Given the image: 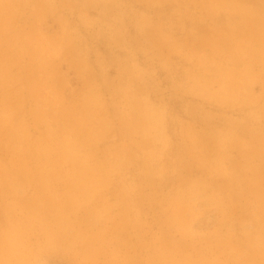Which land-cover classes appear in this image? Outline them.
<instances>
[{"label": "rangeland", "instance_id": "obj_1", "mask_svg": "<svg viewBox=\"0 0 264 264\" xmlns=\"http://www.w3.org/2000/svg\"><path fill=\"white\" fill-rule=\"evenodd\" d=\"M0 264H264V0H0Z\"/></svg>", "mask_w": 264, "mask_h": 264}]
</instances>
